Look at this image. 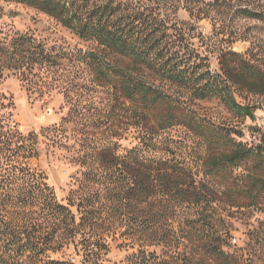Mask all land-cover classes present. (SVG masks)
I'll use <instances>...</instances> for the list:
<instances>
[{
    "label": "trees",
    "instance_id": "1",
    "mask_svg": "<svg viewBox=\"0 0 264 264\" xmlns=\"http://www.w3.org/2000/svg\"><path fill=\"white\" fill-rule=\"evenodd\" d=\"M0 1L32 7L100 49L48 45L0 26V85L15 76L29 97L57 88L68 105L64 122L90 119L93 130L74 136L81 169L65 202L58 200L44 171L30 163L39 156L38 134L14 128L6 111L11 97L0 90V264H75L74 256L82 264L96 263L115 238L141 244L148 239L147 245L159 248L147 253L139 246L124 264H241L239 255L226 250L229 217L232 209L255 206L264 195L257 170L264 169V147H248L233 137L234 127L214 124L182 103L218 100L235 116L251 117V109L236 100L234 86L264 95V70L250 49H224L219 71L212 72L192 46L191 22L176 18L179 8L200 19L223 13L228 5L223 0ZM234 13L264 21V8ZM73 63L79 79L55 86L56 75ZM98 91L108 93L111 103H85ZM124 120L138 132L129 147L120 143ZM176 126L199 140L202 152L195 160L191 154L176 157L168 143L160 144L159 133ZM43 131L44 138L66 141L61 126ZM248 163L252 167L242 179L236 170ZM259 236L248 231L247 245ZM197 248L202 253L195 257Z\"/></svg>",
    "mask_w": 264,
    "mask_h": 264
},
{
    "label": "rangeland",
    "instance_id": "2",
    "mask_svg": "<svg viewBox=\"0 0 264 264\" xmlns=\"http://www.w3.org/2000/svg\"><path fill=\"white\" fill-rule=\"evenodd\" d=\"M223 1L228 5L223 13L192 19L186 10L179 8L176 11V18L180 21L191 22L193 26L190 31L193 36L192 46L199 55L206 58L212 72L219 71L218 59L220 52L224 49L240 53L250 49L256 63L264 70V21L242 18L234 13L237 8H264V0ZM3 25L13 31L32 34L37 40L48 45H61L72 50H87L93 47L95 51L100 52V49H96L95 45L79 40L71 31L44 13L21 3L0 1V26ZM107 58L112 63H120L115 57ZM68 66H72V68L65 69L56 75L55 86L67 87L69 83L79 79L77 65L73 63ZM234 87L236 100L251 109V117H237L228 111L223 103L213 99L182 104L189 105L197 115L214 124L234 127L236 133L232 134L233 137L248 147H264V95ZM0 90L6 96L11 97L12 103L6 111L9 113L10 123L14 128L22 134L29 132L38 134L39 156L31 159V165L44 171L47 175V182L53 187L57 199L65 202L70 188L76 187L74 182L81 169L76 164L75 157L80 147L74 136L79 135V132L83 130L93 132L90 119H77L76 122L65 123L64 118L68 112V105L62 94L58 93L59 89L57 88L42 97L35 95L29 97L22 83L15 76H9L1 83ZM90 99L91 103H97V105L98 103H111V97L105 91L94 92L85 103H88ZM125 123L122 127L127 130L124 134L125 138L120 143L122 147H129L132 144L131 137L137 135L138 132L135 127L132 128ZM58 126L65 130L66 141L63 139L58 142L56 139L50 140L41 135L44 133L42 130ZM158 139L160 144L168 143L177 155L176 157L184 155L187 157L191 154L189 157L195 160L196 155L199 156L202 152V146L198 144L199 140L182 126L160 132ZM192 164L194 165L193 162ZM251 167L250 163L244 164L237 168L236 174L242 175V179H245L247 169ZM257 170L264 178V169ZM258 201L259 204L252 207L232 209L234 216L229 217L231 231L228 238L229 247L226 250L234 255H239L241 264H264V195H261ZM254 229L259 231L261 236L257 242L251 240L247 245L248 231ZM148 241L146 239L145 243L141 244L139 241L110 239L109 252L98 258L96 263L88 264H124V259L136 252L139 246H143L147 253L158 252L159 248L147 245ZM71 250L68 253L72 252ZM201 253L202 248L194 249L192 252L195 257ZM59 256V254L52 255L55 258ZM72 262L82 264L77 256L72 258Z\"/></svg>",
    "mask_w": 264,
    "mask_h": 264
}]
</instances>
